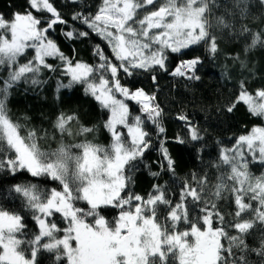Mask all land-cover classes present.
Returning <instances> with one entry per match:
<instances>
[{"label":"snow or ice","instance_id":"snow-or-ice-1","mask_svg":"<svg viewBox=\"0 0 264 264\" xmlns=\"http://www.w3.org/2000/svg\"><path fill=\"white\" fill-rule=\"evenodd\" d=\"M27 2L37 15L0 14V68L7 72L0 78V172L26 171L33 178L58 182L62 190H41L31 183L13 186L31 210L38 231L29 233L21 214L0 208V264H38L41 251L55 253L67 264H176L177 260L178 264H264V172L255 175L250 170L253 161L264 168V127H253L236 138L232 148L221 150L214 167L220 171L226 166L229 171H221L214 185L207 175L196 186L184 181L175 203L162 185H153V192L143 197L127 192L131 177L125 171L142 162L153 146V132L145 130L149 123L161 145V167L173 176L175 161L160 139L166 130L156 97L143 88L133 90L124 80L142 72L152 74L154 81L159 72L199 80L200 56L180 60L169 69L172 59L188 55L185 50L192 46L203 45L204 51L215 55L222 41H243L240 52L230 58L231 70H239L241 79L226 111L243 102L252 115L264 117V88L250 93L244 76L245 71L254 72L247 55L264 49V0H164L159 7L157 0H102L95 13L72 15L73 23L87 30L63 31L68 39H90L95 33L106 42L111 56L96 45L94 65L74 61L49 38L54 26L69 27L53 2ZM28 49L33 50L31 58ZM49 57L59 60L63 75L70 77L67 84L58 82V91L83 85L85 93L110 113L103 124L111 135L110 147L61 142L54 150L42 151L36 133H28V143L21 137L6 106L9 89L21 80L34 86L45 83L38 78L42 70H60L47 62ZM22 59L26 62L20 63ZM223 75L229 77L227 65ZM131 101L139 105V114L130 113ZM178 119L191 141L202 139L187 115ZM118 126L127 129L126 136ZM54 128L62 136L97 131L63 111ZM81 201L84 206H78ZM108 206L119 209L112 220L102 214ZM56 214L67 221L65 227L52 221Z\"/></svg>","mask_w":264,"mask_h":264},{"label":"trees","instance_id":"trees-1","mask_svg":"<svg viewBox=\"0 0 264 264\" xmlns=\"http://www.w3.org/2000/svg\"><path fill=\"white\" fill-rule=\"evenodd\" d=\"M50 2L54 3L58 11L64 14V19L68 21V28L57 25L48 33L49 38L57 43L66 56L74 61L94 65L98 63L94 56L96 45H100L101 50L111 56L110 47L95 33H92L90 39L83 40L68 39L63 35V31L71 30L72 27L81 31L87 30L79 22L73 23L71 17L77 12L95 13L102 0H76L75 3L71 0H50ZM163 2L164 0H159L157 7ZM148 10L154 9L149 6ZM27 11L37 15L35 10L28 7L27 0H0V14L8 18H11L13 13L24 14ZM47 15L51 16V14ZM243 45V41L231 43L222 41L219 45L220 51L215 55L204 51L203 45L192 46V49L185 50L188 55H177L172 59L169 69H173L180 60L200 56L203 59V65L197 73L200 76L199 80L174 77L170 72L155 74V81L152 79V74L143 72L135 78H124L127 82L126 86L133 90L143 88L146 93L156 97L155 102L162 109V125L166 130L160 139L165 141V147L175 161V176H173L161 167L159 159L161 145L157 141L154 126L149 123L145 130L153 132V146L146 152L142 162L138 163L133 170L125 171L126 177H131V183L126 188L127 192H134L143 197L153 192V185H162L168 190L169 198L175 203L178 202V193L184 181L196 186V182L207 175L209 183L214 185L218 182L217 177L221 171L225 173L229 171L226 166H222L220 171L214 167L219 160L221 150L232 148L235 145V139L242 134H248L253 127H264V117L252 115L243 102H240L232 112L226 111L238 91L237 83L241 79L239 70H231L230 58L239 53ZM32 54L33 50H26L28 58H31ZM247 59L250 67L254 68V72L249 75L245 71L244 76L249 81V92L254 94L257 90L264 88V49H253L247 55ZM24 62L26 61L20 60V63ZM47 62L59 66L60 70L55 73L42 70L38 78L45 83L34 86L21 80L9 89L6 106L13 123L20 126L18 131L21 137L28 143V133H36V142L42 151L54 150L61 142L68 145L90 142L105 148L110 147L111 135L103 127L109 112L102 109L94 97L85 93L83 85L75 84L72 88H60L58 91V82L67 84L70 77L63 75L61 62L55 57L47 58ZM226 65L229 67L228 78L223 75ZM6 76L7 72L0 68V78ZM138 108L139 105L135 101L130 102V113L139 114ZM62 111L75 114L80 125L96 126L97 131L87 136L84 134L62 136L59 130L54 128L55 120ZM181 114L187 115L201 130L200 141L190 140L185 131L184 122L178 119ZM119 130L126 136V129L119 126ZM177 137L185 142L179 143ZM126 139L130 141L129 138L126 137ZM250 170L255 175L264 172V168H260L255 161L250 164ZM152 173H159V175L153 176ZM21 183L37 184L41 190H50L53 187L62 190V187L58 182H51L50 178H33L26 171L16 175L0 172V208L21 214L27 231L35 233L38 227L32 219L31 210L25 207V201L20 194L13 190L14 185ZM84 203L78 202V206H84ZM118 213L119 209L108 206L102 214L106 219L112 220L118 216ZM51 219L59 226H65L66 222L59 214ZM86 221L90 222V219ZM55 256V253L41 251L37 256V262L38 264H67L65 258L57 260Z\"/></svg>","mask_w":264,"mask_h":264},{"label":"rangeland","instance_id":"rangeland-1","mask_svg":"<svg viewBox=\"0 0 264 264\" xmlns=\"http://www.w3.org/2000/svg\"><path fill=\"white\" fill-rule=\"evenodd\" d=\"M149 11H151V10H149ZM144 13H141V16L143 15ZM187 69H185V71H186ZM118 98H120L119 96H118ZM109 115H110V113H109ZM119 127V126H118ZM121 131V130H120ZM126 132H127V129H126ZM251 132V131H250ZM249 132V133H250ZM130 139V138H129ZM66 223H65V226L67 225V221H65ZM86 222H88V221H86ZM65 226H63V227H65ZM37 227H38V225H37ZM58 227H60V228H63V227H61V226H59L58 225ZM38 231V230H37ZM28 255V254H27Z\"/></svg>","mask_w":264,"mask_h":264},{"label":"water","instance_id":"water-1","mask_svg":"<svg viewBox=\"0 0 264 264\" xmlns=\"http://www.w3.org/2000/svg\"><path fill=\"white\" fill-rule=\"evenodd\" d=\"M159 0H157V2H158Z\"/></svg>","mask_w":264,"mask_h":264}]
</instances>
